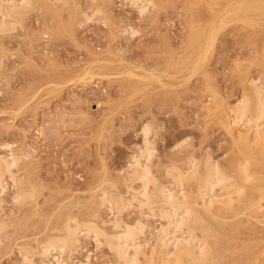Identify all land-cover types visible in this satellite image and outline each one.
Listing matches in <instances>:
<instances>
[{"label":"rangeland","instance_id":"374dc122","mask_svg":"<svg viewBox=\"0 0 264 264\" xmlns=\"http://www.w3.org/2000/svg\"><path fill=\"white\" fill-rule=\"evenodd\" d=\"M99 1L47 2L57 13L37 2L14 30L0 34V155L21 157L12 170L37 188L38 196L16 204L12 180L5 175L0 221L8 225L1 232L0 264H52L51 256L44 260L40 254V244L67 212L87 219L96 209V221L112 231L114 216L98 204L97 195L105 186L130 196L123 177L143 145L154 149L149 165L165 184L168 169L185 170L187 157L202 163L208 154L223 168L249 156L256 180L263 177L264 147L257 145L253 130L244 134L246 126L233 123L231 110L251 89L250 80L264 81V0H156L155 6L145 5L147 12L142 7L140 12L139 0ZM96 5L105 10L92 13ZM185 183L194 191L192 180ZM136 206L121 217L147 222L138 244L149 249L166 220L143 216ZM244 217L237 233L244 247L229 259L232 263L248 264L251 256L264 254V233L246 236L263 230L264 223L253 225ZM82 233L71 259L63 255L65 261L120 264L102 238L99 244ZM27 246L29 261L22 250Z\"/></svg>","mask_w":264,"mask_h":264},{"label":"bare ground","instance_id":"6f19581e","mask_svg":"<svg viewBox=\"0 0 264 264\" xmlns=\"http://www.w3.org/2000/svg\"><path fill=\"white\" fill-rule=\"evenodd\" d=\"M49 1H51L50 4L55 1H62L60 3L67 4V3H71L73 0L71 2L70 0H0V34L10 32L12 29L14 30L15 27H17L16 25H18L17 23L20 21L22 16H24V14L27 11H29L35 5V3L41 2L45 4V6H47L49 5L47 4V2L49 3ZM139 1L140 2L142 1L141 2L142 5L139 6V9L142 7L141 9L144 10V12L145 11L147 12V8L145 5H147L148 3H151V5L153 4L154 6L156 5V0H139ZM95 2L93 3L95 4ZM213 2L215 4L217 3L214 0ZM57 4L59 8V3ZM102 6L100 7L97 6L95 10L92 11V13L94 12L102 13V10H105V9H102ZM48 8L51 9L50 11H55L53 10L55 7L53 8L48 7ZM141 9H140V12H141ZM79 10L78 12H80ZM74 11L72 10L71 12L74 13ZM83 13L85 14V12ZM74 21L72 22L74 23ZM218 23H219V20H218ZM252 23H255V22L252 21ZM71 25L69 24V26ZM196 25H199V24H196ZM193 35L194 33L192 34V36ZM211 40L212 38H210L209 41ZM207 47L209 48L210 45H208ZM202 51H204L203 48H202ZM95 60L96 59H94V61ZM171 62L172 61H170V63ZM182 63H183V60H182ZM124 66H122V68ZM169 68L171 67L169 66ZM176 68L179 69V67H176ZM85 70L86 69H84V71ZM116 72L118 71L116 70ZM124 72L125 71H123V73ZM84 73L85 72H83V74ZM128 74H130V72ZM128 74H125V75L127 76ZM161 75H163V73ZM171 75L173 74L171 73ZM158 76L159 75H157V77ZM248 80H245V81L248 82ZM254 81L250 80V82L252 83L251 89H249L250 88L249 87L248 88L249 90L247 89L243 93L241 99H239V101L236 104L234 103L235 107L231 111L232 112L234 111L235 116L233 117L232 120H233V123H235V125L240 124V125L246 126V129L245 130L243 129L244 131H246V132H243L244 134L245 133L250 134L251 130H253L255 140L257 141V145L262 148L264 147V81L263 79H262V83H259V81L258 83ZM128 82H125V84L128 85L127 84ZM122 104L124 103L122 102ZM230 116H233V115H230ZM227 125L229 129L230 128L229 124ZM233 125L234 124H232V126ZM150 129H151V126L149 127L146 124V127L143 129V132L145 131V133L147 134V132H149ZM243 130H240V131H243ZM235 133L236 132H234V135ZM235 136H237V133ZM246 136L240 137V138H244V141L247 142L249 139ZM240 138L239 140H242ZM249 146L252 147L251 144ZM143 148L144 149L140 148L139 150L140 152L137 154V156L133 155L134 159L132 158L133 161L128 166L130 169L128 171L126 170L127 171L126 174L124 173L126 175L125 177H123L124 185H125V182H128L126 183L128 190H131L129 192L130 194H128L130 195L129 197H124L123 195L120 194L121 192L117 193L114 190L117 187L114 189L113 188L108 189L109 187H105L104 184L107 183V180L104 181V183L102 184L104 186L102 188V192L100 190L102 185L101 187L99 186L100 191L99 190L98 191L101 192V194L99 192L98 194H100L101 196L97 195V197L98 196L100 197L98 204L102 205V207L105 206L106 208H108V210L112 212L114 218L109 219V221L111 220L110 222L113 225L114 229L112 231H108L102 226L103 222H101L102 224L100 223L101 224L100 225L96 221V217L98 216V212L96 209L91 213V215L89 214L92 217H89V218L87 217V219H82L84 215L82 217L80 216L81 217L80 218L77 215L78 213L68 214L67 212V214H65L66 216L64 215L65 218H63L62 223L58 224L57 226L55 225L56 228L55 227L52 228V229H55L56 232H54L50 236L49 235L47 236L46 234L48 238L43 243L41 242L40 244L41 247L39 246L40 254L45 256L44 260H46V257L51 256L50 258H53V263L51 261L52 264H86L84 262L82 263V261L75 262L73 260H72L73 262L71 261V263H68L67 261H65L63 257V255L66 254L67 256V254H69V258H70V255L75 253V250L80 240L79 238L80 231L84 230V233L82 234H85L84 235L85 237L91 236L95 238L94 240L96 239L99 240V238H102V240L116 252V254L115 253L114 254L115 256L117 255L116 258L119 260L120 264H243L245 261L243 263H240V262L232 263L229 259L230 258L232 259L233 255L235 256V254L237 253L238 250L241 249V247L242 248L244 247L243 243H241V241L244 239L240 238V236L237 234L240 229L241 223H244L243 222V219L245 218L244 216H247V220L253 225L256 222L264 223V209L262 208L264 203H262L263 201L261 202V200H263V197H264V174H263V177H261L263 180L262 179L261 180L259 179V181L256 180V174H253L250 168L251 165L249 163V159H250L249 156H246L244 158L242 155H241L242 158H239L238 156L237 157L238 159L236 161H233L232 164H230L229 168H223L221 165L218 164V161L216 162L215 158L213 160L209 154L205 157L202 163H200L194 156H191L189 158L187 157V160H186L187 167L184 168L185 170H181L177 166L171 167L170 169H168L167 174L169 176V183L165 184L164 182H161L160 180H158V178L151 171L152 169L150 168V165H149L150 164L149 160L152 158L151 157L153 156L152 154H154L153 152L154 149L150 148L149 145L147 147H144L143 145ZM242 154L245 155L244 153ZM23 155L25 156V154ZM20 158L21 157L19 155L17 156L15 154H13L11 158L5 155L0 157V184L5 180V175L8 174L14 186V202H16V204L23 205L24 202L29 203L28 201L31 202L32 199L34 198L37 199L38 196L35 197L37 195V192H36L37 188L35 189V187L32 186V184L29 185L28 183H26L25 180L21 179V177H18L16 173H14V170H12L13 166L17 165L19 160H21ZM105 178L107 177L105 176ZM189 180H192L195 184L194 191L185 189V186H186L185 182ZM135 181L138 183V185H136L137 187L134 184L133 185L131 184ZM27 182H29L28 179H27ZM110 184L107 186H110ZM3 186L5 187V185ZM127 192L128 191H126V193ZM0 198L2 201L3 198L2 197ZM95 203L96 202H94V204ZM135 203L138 206L136 207L140 210V214L142 213L143 216L144 214L145 215L147 214L158 215L160 218L166 220V221L164 220L166 223L164 222L165 224L161 225L160 229L157 228L159 231L156 232L157 233L155 234L156 236L154 235L155 242H152V244L149 243L150 244L149 249L146 247V245L140 244L141 242L138 244V239L141 237V234L144 233L146 221L143 223L142 221L143 219L141 220V218H139L137 220L135 219L136 221L128 222L129 220L124 221L121 217L122 211L126 210V208L129 209L130 208L129 206H132ZM86 212L87 210L83 213H86ZM60 221H58V223ZM6 222H4L3 220L0 221V237L2 236L1 234H3L1 232H3L8 225ZM107 223H109L108 220H107ZM107 225L105 227H107ZM110 227L112 228V226ZM107 228L111 229L109 228V226ZM51 230L50 232L52 233L54 230L53 231ZM263 233H264V228L263 230H260L258 232L251 230L248 234H246V236H250V235L255 236V234H263ZM45 238H42V240ZM144 242L142 243L144 244ZM100 243H102V241H100L99 244ZM22 250L25 252V256L27 255L26 258L28 260L27 259L26 260L27 261L31 260L30 256L28 255L31 252V250L28 248V246L22 247ZM263 253H264V250H263ZM251 259L252 261H250V263L248 264H264V254L262 256L261 255L251 256ZM64 261L67 263H65ZM117 264L119 263L117 262Z\"/></svg>","mask_w":264,"mask_h":264}]
</instances>
